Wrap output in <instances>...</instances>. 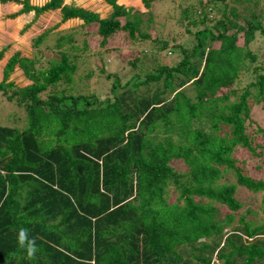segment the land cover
<instances>
[{"label": "trees", "instance_id": "obj_1", "mask_svg": "<svg viewBox=\"0 0 264 264\" xmlns=\"http://www.w3.org/2000/svg\"><path fill=\"white\" fill-rule=\"evenodd\" d=\"M105 1L112 7L105 17L73 0H25L22 11L59 9L62 22L98 23L100 45L119 31L130 43L153 39L158 0H142L146 12ZM229 1L180 7L181 23L192 17L189 24L202 26L188 29L197 42L191 50L181 45L177 63H157L144 80L123 83L105 74V63L95 70L63 48L74 36L61 31L46 67L33 49L10 56L0 95L24 108L27 125H0V264H264V221L248 219L253 210L242 211L237 197L239 185L260 192L264 213V144L248 131L253 108L264 107L263 66L251 67L257 55L250 49L264 40L261 0ZM50 30L32 36L35 48ZM8 49H0V60ZM17 65L26 85L9 80ZM250 69L255 80L235 88ZM101 77L111 81L100 93ZM159 80L155 90L144 88ZM257 131L264 135L263 127ZM239 148L262 175L238 165ZM230 172L235 182L224 181ZM22 228L35 237L34 258L19 246Z\"/></svg>", "mask_w": 264, "mask_h": 264}, {"label": "rangeland", "instance_id": "obj_2", "mask_svg": "<svg viewBox=\"0 0 264 264\" xmlns=\"http://www.w3.org/2000/svg\"><path fill=\"white\" fill-rule=\"evenodd\" d=\"M47 1L48 0H29L30 4L33 6H41ZM66 1L70 2L71 0ZM188 1L194 10L198 9V0ZM193 1L194 3H191ZM228 1L229 0H227V2ZM73 2L99 12L101 17L107 16L112 8L105 0H73ZM119 2L126 3L134 6V9H142V11L146 12L142 0H119ZM230 2L231 1H229V4ZM186 4L184 3V5ZM24 5L25 0H0V44H2L4 40L7 41V39L12 38L11 41L14 49H33L36 55L41 58V62L38 64L46 67L48 65L47 58L55 54L53 49L59 32L61 31L62 34L66 35L72 34L74 36L73 41L71 43L65 42L63 48L71 49L75 54H79L83 58L85 56L87 58L86 62L95 70H98V67H100L102 63H105V74H118L122 78L123 83L136 75H139V80H144L149 71L153 72L156 70L157 63L167 65L177 63L182 56L181 45L191 50L197 42L195 36L189 33L188 29L194 32L202 27L189 24L188 22L192 17L184 18L183 23H181L183 13H180V7L183 6V8L186 9L187 6H181L177 0H158L153 3L154 22H150L151 27L149 28L151 29V37L154 40L150 39L148 41L130 43L124 40V33L119 31L109 39L106 45H100L99 37L96 36L98 23L84 26L83 20L79 18H73L62 22L59 9L37 12V10L32 7L29 11H22ZM242 5L243 4L236 5L239 7L238 10L242 9ZM16 11L20 14H13ZM244 13L245 12H243V14ZM257 13L264 24V0L260 1ZM144 15L147 18V14L144 13ZM10 23L14 26L12 29L8 28ZM49 28H51V30L46 35L44 41L40 43L38 48H35L32 36ZM163 40L169 41L168 47L162 48L159 42ZM240 42H242V40ZM152 45L155 46V48L152 49ZM170 48H172V52ZM250 49L257 55V60L251 64V67H253L254 64L262 65V71L264 72V40H255L250 44ZM101 50H105L102 56L99 55V51ZM133 50L137 51L135 56H138V58L141 57V62L138 63L137 66L129 63H132L135 58L133 56ZM6 52L5 57L0 60L1 74L5 66L2 64L5 62V59L9 57V52ZM146 55H148L149 59H146ZM80 71H82V69H79V72ZM80 73H83V71ZM13 75L16 78L13 81L17 80L19 84L28 82L23 75V71L17 70ZM1 76L2 75H0V77ZM253 76L252 69H250L248 73L246 71L240 73L234 87L244 89L250 82L255 80V76ZM14 77L11 75L9 79H13ZM91 79L92 81L90 83L96 82L97 73L92 76ZM100 79L104 81L103 85H100V83L97 84L100 93L108 91L111 80L102 77ZM81 84L82 83H79V85ZM161 84L162 80L150 81L148 84L144 85V88L155 90ZM248 122V131L252 135L251 137L255 143L264 144V135L257 131V126L264 128V107L262 103L253 108L251 118ZM0 125H8L17 128H23L27 125L24 108L16 106L14 102L5 101L2 99L1 95ZM234 156L237 159L238 165L243 168L244 172L246 171L252 176L262 175V171L254 167L255 163L252 162L254 161L253 157L249 152H246L244 148H239ZM173 164L175 168H179L180 166L176 161L173 162ZM224 179V181L228 182L236 181L233 172L227 173ZM176 196L177 192L171 193V199L176 198ZM237 197L244 203L242 211L245 212V210L249 208L253 210V212L248 213V219L252 217L256 219L258 223L264 221V213L261 208L262 195L260 192L255 193L239 185Z\"/></svg>", "mask_w": 264, "mask_h": 264}, {"label": "clouds", "instance_id": "obj_3", "mask_svg": "<svg viewBox=\"0 0 264 264\" xmlns=\"http://www.w3.org/2000/svg\"><path fill=\"white\" fill-rule=\"evenodd\" d=\"M18 243L22 249L26 250L28 258L31 259L35 257V254L38 250L37 245H36V240H35V237L29 236L28 229L22 228L19 230Z\"/></svg>", "mask_w": 264, "mask_h": 264}, {"label": "crops", "instance_id": "obj_4", "mask_svg": "<svg viewBox=\"0 0 264 264\" xmlns=\"http://www.w3.org/2000/svg\"><path fill=\"white\" fill-rule=\"evenodd\" d=\"M123 3V2H122ZM18 11H16V12H14L13 14H20V13H17ZM6 25V24H5ZM14 26H13V24H9V26H8V28L9 29H12ZM12 38H9V39H7V41L6 40H4L3 41V43L2 44H0V49H2V47H6V46H8V55H9V57L8 58H6L5 59V62L2 64V65H5L6 66V64H7V62H8V60H9V58H10V56L13 54V53H15L16 51H18V50H21V49H14L13 48V46H12ZM25 49H29V48H25ZM22 52H23V55L25 54V53H27V52H24L23 50H22ZM5 53H7V52H5ZM5 53H4V55H3V57H2V59L5 57ZM4 66V67H5ZM17 70H19V71H23L18 65H17V67H16V69L14 70V72H16ZM2 71H3V73L1 74L0 73V75H2L1 77H0V80H2L3 79V77H4V68L2 69ZM13 72V73H14ZM13 73L11 74L13 77H14V75H13ZM11 77V76H10ZM16 78L14 77L13 79H9V80H15ZM29 81V80H28ZM15 83H17V80L15 81ZM28 83V82H27ZM27 83H24V84H20V85H26ZM17 84H19V83H17Z\"/></svg>", "mask_w": 264, "mask_h": 264}]
</instances>
